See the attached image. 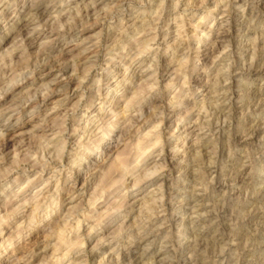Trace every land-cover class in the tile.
Returning <instances> with one entry per match:
<instances>
[{
	"label": "clouds",
	"instance_id": "1",
	"mask_svg": "<svg viewBox=\"0 0 264 264\" xmlns=\"http://www.w3.org/2000/svg\"><path fill=\"white\" fill-rule=\"evenodd\" d=\"M0 264H264V0H0Z\"/></svg>",
	"mask_w": 264,
	"mask_h": 264
}]
</instances>
